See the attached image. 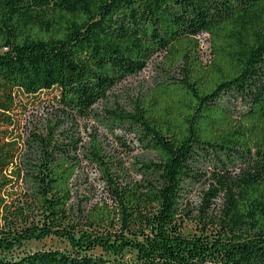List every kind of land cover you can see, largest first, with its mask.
<instances>
[{"label":"trees","instance_id":"obj_1","mask_svg":"<svg viewBox=\"0 0 264 264\" xmlns=\"http://www.w3.org/2000/svg\"><path fill=\"white\" fill-rule=\"evenodd\" d=\"M157 55L166 79L99 117ZM15 91L24 108L51 94L45 133L7 115ZM0 112V264H264V0H0ZM74 116L127 126L156 158L138 179ZM87 165L109 199L90 209L74 190ZM206 180L186 234L188 187ZM49 237L69 247L2 256Z\"/></svg>","mask_w":264,"mask_h":264},{"label":"rangeland","instance_id":"obj_2","mask_svg":"<svg viewBox=\"0 0 264 264\" xmlns=\"http://www.w3.org/2000/svg\"><path fill=\"white\" fill-rule=\"evenodd\" d=\"M202 41L204 43V59L206 60L210 56L209 52V40L206 34L202 35ZM166 71L164 70L162 63V56L157 55L153 57L148 66L138 74L129 76L127 79L116 85L108 94V96L102 99L96 104V111L99 112V117H107L106 110L108 108L122 107L127 111L134 110V100L139 97L146 98L153 87H155L158 81L166 79ZM16 103L22 106L13 109L11 112H7L14 115L17 125H20L21 132L25 137L30 130L35 128H41V132H46L48 129V123L53 119L57 120L54 115L50 114L54 109L51 105V94H43L36 102H29L27 107L24 108V102L28 100L20 91H15ZM1 113V112H0ZM60 114H57L59 116ZM63 117V116H61ZM74 120L69 121L65 127H71L74 125L76 134L82 139L83 143L89 144L94 136L102 143L106 151L114 157V159L120 160L123 165L132 171V174L138 179L140 176H136L135 169L136 164L140 160L155 159L154 153L147 151L143 148L142 143L129 130L127 126H121L113 129L106 126V122H101L97 117H89L86 119L73 117ZM0 130L6 129L5 122L0 121ZM208 179L210 172L207 174ZM208 180L201 183L190 185L189 192L187 193L186 200L183 207L188 205L190 216L184 215L183 220L180 223L183 226V231L186 234L198 232L199 225L195 221L194 216L199 213L201 204L203 203L204 191L208 188L206 184ZM74 190L76 192V198L78 201H84L85 207L90 209L95 203H102V201H108V197L103 189L101 182V174L99 169L94 165H87L80 171L79 177L75 180ZM216 207V206H215ZM214 207V208H215ZM212 211V210H211ZM69 244L67 241L57 238L49 237L44 240H33L26 243L21 249H15L12 252H4L2 256L18 257L24 252L34 251L40 248H67Z\"/></svg>","mask_w":264,"mask_h":264},{"label":"built area","instance_id":"obj_3","mask_svg":"<svg viewBox=\"0 0 264 264\" xmlns=\"http://www.w3.org/2000/svg\"><path fill=\"white\" fill-rule=\"evenodd\" d=\"M202 36V35H201ZM202 38V37H201Z\"/></svg>","mask_w":264,"mask_h":264}]
</instances>
